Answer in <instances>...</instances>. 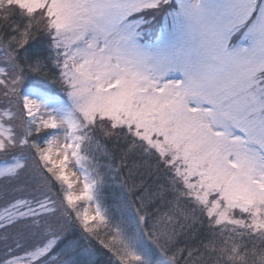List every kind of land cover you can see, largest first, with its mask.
Wrapping results in <instances>:
<instances>
[{"label": "snow or ice", "instance_id": "obj_1", "mask_svg": "<svg viewBox=\"0 0 264 264\" xmlns=\"http://www.w3.org/2000/svg\"><path fill=\"white\" fill-rule=\"evenodd\" d=\"M0 264H264V0H0Z\"/></svg>", "mask_w": 264, "mask_h": 264}, {"label": "trees", "instance_id": "obj_2", "mask_svg": "<svg viewBox=\"0 0 264 264\" xmlns=\"http://www.w3.org/2000/svg\"><path fill=\"white\" fill-rule=\"evenodd\" d=\"M53 91H56V88H55V86H53Z\"/></svg>", "mask_w": 264, "mask_h": 264}]
</instances>
